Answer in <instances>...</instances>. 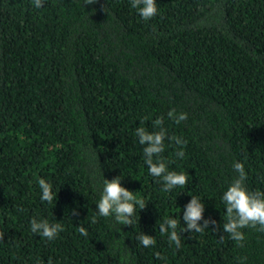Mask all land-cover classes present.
Wrapping results in <instances>:
<instances>
[{
	"label": "trees",
	"instance_id": "16d2710c",
	"mask_svg": "<svg viewBox=\"0 0 264 264\" xmlns=\"http://www.w3.org/2000/svg\"><path fill=\"white\" fill-rule=\"evenodd\" d=\"M157 9L145 21L129 0H0V264H264V231L230 239L220 199L233 161L248 189L264 191V0H157ZM171 109L186 119L168 118ZM157 117L186 141L166 140L160 154L187 175L169 191L135 135L158 130ZM102 175H120L145 201L132 225L96 215ZM41 177L56 199L40 200ZM189 194L216 223L181 232L178 248L158 225L182 217ZM33 217L63 230L51 241L32 234ZM141 232L154 245L141 246Z\"/></svg>",
	"mask_w": 264,
	"mask_h": 264
},
{
	"label": "clouds",
	"instance_id": "9594fccd",
	"mask_svg": "<svg viewBox=\"0 0 264 264\" xmlns=\"http://www.w3.org/2000/svg\"><path fill=\"white\" fill-rule=\"evenodd\" d=\"M95 0H83V4H92ZM35 8L43 5V0H32ZM131 9H134L138 16L147 21L158 14L157 0H129ZM168 118L177 123L186 119L184 112L176 113L174 109L167 112ZM162 117H157L153 121V128L158 130L148 131L144 126L135 128V135L138 142L143 146L144 163L153 178H159L157 182H162L165 191L175 187H183L187 184V175L184 171L167 170V165L160 154L165 150V141H174L176 145L182 146L186 143L179 136H169L167 130L161 127ZM177 158L184 157L182 147L175 152ZM232 169L235 176L227 183V187L221 193L220 199L225 205L227 222L223 223V232L229 234V238L240 242L244 239L242 229L246 227H258L264 231V191L250 190L246 187L247 172L245 166L240 161H233ZM120 175L112 179L101 177L99 183V200L95 204V213L98 217L110 218L116 225H132L137 209L145 207V201L133 194V191L122 186ZM40 189L41 201H52L56 199V189L53 184L41 177L37 181ZM190 195V194H189ZM205 205L199 195H190V199L184 204L182 217H169L158 225L160 233H167L168 238L176 247H180L181 232L200 233L208 229L209 224L215 225V220L203 218ZM183 221V226L177 230L178 224ZM76 227L81 236L87 235V229L82 224ZM29 230L32 234L42 236L47 240H53L62 231L59 223H49L48 220L33 217L29 221ZM215 230V229H214ZM135 239L145 248L154 245L153 235L144 232L138 233ZM221 239H223L221 235Z\"/></svg>",
	"mask_w": 264,
	"mask_h": 264
}]
</instances>
